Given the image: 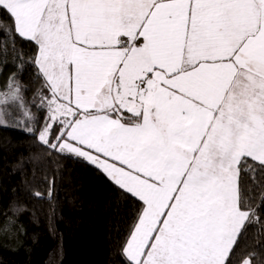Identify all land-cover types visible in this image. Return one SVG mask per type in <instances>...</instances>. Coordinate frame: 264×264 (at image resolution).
<instances>
[{
	"label": "snow or ice",
	"instance_id": "6c2138e0",
	"mask_svg": "<svg viewBox=\"0 0 264 264\" xmlns=\"http://www.w3.org/2000/svg\"><path fill=\"white\" fill-rule=\"evenodd\" d=\"M10 60L0 126L106 176L129 202L127 264H264L236 260L264 223V0H0Z\"/></svg>",
	"mask_w": 264,
	"mask_h": 264
},
{
	"label": "trees",
	"instance_id": "16d2710c",
	"mask_svg": "<svg viewBox=\"0 0 264 264\" xmlns=\"http://www.w3.org/2000/svg\"><path fill=\"white\" fill-rule=\"evenodd\" d=\"M23 48L30 53L27 43ZM14 71L11 60L0 65V90ZM35 71L26 65L17 72L29 106L42 83ZM36 191L43 197L36 198ZM261 193L264 186L255 191L257 203ZM128 205L92 165L50 157L23 129L0 126V223L9 216L15 221L0 232V264H127L122 247L132 226ZM260 212L264 220V208ZM250 251L264 260V223L247 229L237 262Z\"/></svg>",
	"mask_w": 264,
	"mask_h": 264
},
{
	"label": "rangeland",
	"instance_id": "374dc122",
	"mask_svg": "<svg viewBox=\"0 0 264 264\" xmlns=\"http://www.w3.org/2000/svg\"><path fill=\"white\" fill-rule=\"evenodd\" d=\"M10 122L7 125H4L3 127H15V128H20L23 129L22 127H16L13 123H11V118H9Z\"/></svg>",
	"mask_w": 264,
	"mask_h": 264
}]
</instances>
